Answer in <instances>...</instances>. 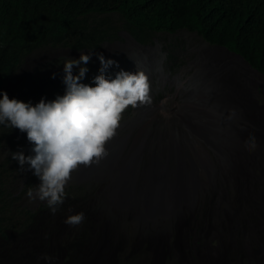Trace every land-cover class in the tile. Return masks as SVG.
<instances>
[{"label":"rangeland","instance_id":"1","mask_svg":"<svg viewBox=\"0 0 264 264\" xmlns=\"http://www.w3.org/2000/svg\"><path fill=\"white\" fill-rule=\"evenodd\" d=\"M91 32L102 39H90ZM81 52L92 54L90 62L82 65L89 71L81 83L95 86L93 78L100 74L101 67L98 53L117 62L106 70L107 78H115L121 70L143 71L147 75L152 103L137 108L129 106L120 122L123 132L128 129L140 131L139 138L147 147L165 149L176 143L202 144L199 136H196L197 141L187 138L189 134H184L181 117L193 113L202 118L203 113L194 105L205 101L206 91L218 93L219 89L241 86L243 93H252L250 101L254 105L264 103V97L258 95L259 89L254 84L264 82V75L240 52L211 42L199 31L188 27L173 32L149 29L137 32V28L119 11L82 14L76 27L66 33L64 41L52 40L24 51L14 64L8 81L0 86V93L6 92L10 99L33 105L42 98L51 101L57 95H64V62L69 58L79 59ZM78 71L74 68L73 74ZM227 72L229 79L224 77ZM230 72L235 73L234 77L240 73V77L236 79ZM237 88H233V95L238 92ZM209 101L216 104L218 98L215 95V99ZM234 101L238 102V99ZM220 106L225 117V137L214 140V143L226 146L228 153V148L232 147L231 165L244 167L237 184L242 186L243 198L248 201L242 213L245 216L259 214L262 205L258 203L264 201V134L260 137L257 130L264 133V119L261 116L240 118L230 111L228 102ZM234 126L239 128L232 133ZM244 126H248L247 129L253 132L251 136L255 137L257 147L253 151L245 145L248 139L242 140ZM31 148L26 133L0 125V264H47L40 258L44 254L51 256L54 251L58 252L56 264H199L197 259L219 264L214 259L215 234L206 238L201 227L206 208L214 209V203L218 212L221 200L226 197L225 201L229 203L238 195L233 184L227 186L218 176H213L212 180L197 184L191 200H180L168 209L148 213L143 202L134 196L126 202L103 195L93 198L84 189L91 186L86 181L91 175L79 176L77 181L82 184V191L77 195H82V200L72 203L64 200L58 211L52 214L46 202L29 201L28 190L40 181L27 170V165L24 171H20L18 161L11 158L10 153L17 151L31 155ZM224 155L229 156L226 152ZM93 179L91 177V182ZM74 181H69L65 192L77 188ZM107 182L97 181L94 189ZM223 206L225 208L226 204ZM80 212L85 215L80 225L64 223L67 216ZM180 220L182 231L178 232L176 224ZM254 229L257 237V231L261 229ZM96 241L102 245H92ZM245 246L249 245L245 242ZM255 246L264 248V245ZM234 255H230L234 257L233 262L228 263L264 264L263 259L244 261Z\"/></svg>","mask_w":264,"mask_h":264},{"label":"flooded vegetation","instance_id":"2","mask_svg":"<svg viewBox=\"0 0 264 264\" xmlns=\"http://www.w3.org/2000/svg\"><path fill=\"white\" fill-rule=\"evenodd\" d=\"M230 73L232 77L235 76V73ZM261 73L264 75L262 71ZM236 76L240 77V73H236ZM224 77L230 78L228 72L227 76ZM238 77L234 78L237 79ZM244 77L246 78L245 75ZM226 83L232 84L231 82ZM254 84L259 89L260 94L258 95L264 97V82L257 81ZM233 88L237 87L219 89L218 93L205 90L207 92H204L205 101L194 105L203 113L201 119L193 113H188L183 118L180 116L184 122V134H189L187 138L192 137L197 141L196 136H199L204 144L193 145L189 143L182 145L176 143L165 149L156 146L147 147L145 142L139 138L140 131L128 129L123 132L119 127L116 136L106 145L109 155L101 160L98 165L81 166L79 170L73 173L72 180L75 179L74 183L77 188H74L73 192H66L64 200L71 203L82 200L80 199L82 195H77L79 191H82V184H79L77 179L79 176L90 177L91 175L94 178L92 182L91 177L86 180L91 186L84 189L88 190L87 192H90L93 198L96 199V197L103 195L112 200L126 202L134 196L143 202L146 212L151 213L148 201H155L157 199L156 193H163L166 188L172 189L173 192L179 193L181 191V197L178 196L179 199L175 203L180 200L188 201L195 195L198 183L210 181L213 176H218L222 184L236 186L234 189L238 195L231 198L229 203L225 201L227 200L226 197L225 200H221V209L218 212L214 203V209L208 207L204 211L205 221L201 231L206 233V238L215 234L217 248L214 259L219 264H231L228 262H233L234 257L230 255L235 254L244 261L258 262L261 259L264 260L263 246H261L262 249L260 246H255L264 245V201L258 203V205H262L263 210L260 209L259 214L245 216L246 214L242 213L247 206L245 203L248 201H246V197L243 198L245 192L241 191L242 186L237 184L240 183L244 167L238 168L236 165H231L232 147L228 148V153L226 146L214 143V140L217 141L225 137V117L220 109V105L224 102H228L231 106L230 111L240 118L252 119V117L261 116L263 117L261 119H264V103L259 106L254 105L250 101L252 93H243L244 89L241 86L237 88L236 95H233ZM215 95L218 102L213 104L209 99H215ZM239 96L242 98L239 99ZM234 99H238V102H235ZM247 127L244 126L242 130L240 129L244 141L249 139L253 133ZM238 128L234 126L231 132L237 131ZM252 128L254 130L253 126ZM263 134L257 130V135L262 137ZM225 152L229 156L225 157ZM97 181L108 182L95 190ZM246 185L248 186V184ZM217 202L218 200H216ZM223 203L226 204L225 208ZM254 228L261 229L259 232L257 231V237ZM176 229L178 232L182 231V220L178 221ZM245 242L249 246H245ZM92 245L102 244L96 241L92 242Z\"/></svg>","mask_w":264,"mask_h":264},{"label":"clouds","instance_id":"3","mask_svg":"<svg viewBox=\"0 0 264 264\" xmlns=\"http://www.w3.org/2000/svg\"><path fill=\"white\" fill-rule=\"evenodd\" d=\"M91 55L81 52L79 59L65 60V93L54 100L42 98L33 105L0 93V125L26 133L32 145L31 155L26 156L23 151L10 153L18 161L20 171L27 165V170L40 181L28 190L29 201L46 202L52 214L64 203L72 174L81 166L98 165L109 155L106 145L116 136L124 111L129 106L152 103L147 75L143 71L121 70L115 78H107L106 70L117 62L105 59L102 53L97 54L101 67L100 74L93 78L95 86L81 83L89 71L82 65L90 62ZM74 68L79 69L76 75ZM245 145L249 151L255 150V137L250 136ZM84 220L85 215L80 212L67 216L64 223L77 226ZM40 259L52 264L55 258L44 254Z\"/></svg>","mask_w":264,"mask_h":264},{"label":"trees","instance_id":"4","mask_svg":"<svg viewBox=\"0 0 264 264\" xmlns=\"http://www.w3.org/2000/svg\"><path fill=\"white\" fill-rule=\"evenodd\" d=\"M92 11H119L140 33L197 30L240 52L264 73V0H0V86L24 51L64 41L79 17ZM89 36L102 39L95 32ZM51 256L56 264L58 252Z\"/></svg>","mask_w":264,"mask_h":264},{"label":"water","instance_id":"5","mask_svg":"<svg viewBox=\"0 0 264 264\" xmlns=\"http://www.w3.org/2000/svg\"><path fill=\"white\" fill-rule=\"evenodd\" d=\"M170 193H173V191L171 189H168V188L163 190V193H161V192L156 193L157 196H159V197H158V200H157L156 204L154 205L153 209H155L157 206H159V207L163 206V207L169 208L171 206V204H173L171 202V199L173 197L175 198V196L178 195V193L176 191L171 196H170ZM168 199H170V200L168 201Z\"/></svg>","mask_w":264,"mask_h":264},{"label":"bare ground","instance_id":"6","mask_svg":"<svg viewBox=\"0 0 264 264\" xmlns=\"http://www.w3.org/2000/svg\"><path fill=\"white\" fill-rule=\"evenodd\" d=\"M160 177V176H159ZM167 180V179H166ZM168 181V180H167ZM173 184H174V182H173ZM177 184H179V183H177ZM174 187V186H173ZM176 188V187H175ZM172 190V189H171ZM176 190H178V189H176ZM173 191V190H172ZM175 192V191H174ZM173 192V193H174ZM173 193H170V196L173 194ZM178 193V192H177ZM156 196V195H155ZM178 196H180L181 197V191L178 193V195L177 196H175V198L173 197L172 199H171V202L172 203H175V202H177L178 201V199H179V197ZM158 197L159 196H157V199L155 200V201H152V200H150V201H148V204H149V208H150V210L151 211H153V208H154V205L156 204V202H157V200H158ZM170 199H168V201H169ZM164 209H167L166 207H163V206H161V207H159V206H157L155 209H154V211H157V210H164Z\"/></svg>","mask_w":264,"mask_h":264}]
</instances>
